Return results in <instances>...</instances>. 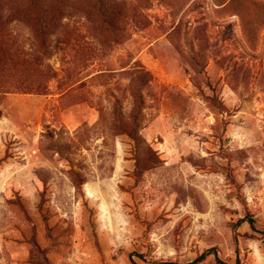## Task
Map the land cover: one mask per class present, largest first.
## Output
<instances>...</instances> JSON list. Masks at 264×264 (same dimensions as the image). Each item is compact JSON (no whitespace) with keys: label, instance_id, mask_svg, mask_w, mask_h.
Segmentation results:
<instances>
[{"label":"rangeland","instance_id":"obj_1","mask_svg":"<svg viewBox=\"0 0 264 264\" xmlns=\"http://www.w3.org/2000/svg\"><path fill=\"white\" fill-rule=\"evenodd\" d=\"M31 1L0 0V264H264V0Z\"/></svg>","mask_w":264,"mask_h":264},{"label":"trees","instance_id":"obj_2","mask_svg":"<svg viewBox=\"0 0 264 264\" xmlns=\"http://www.w3.org/2000/svg\"><path fill=\"white\" fill-rule=\"evenodd\" d=\"M31 2H32V4H35V5L37 6L38 9H40V10H42V11H45V12H49L48 7H46V5L44 4V2H42L41 0H36V1H35V0H32ZM48 28H49V24H48V25H45V29H48ZM46 42H48L47 39H46ZM46 45H47V44H46ZM46 45H45V46H46ZM46 48H47V47H46ZM247 220H248L249 224L251 225V227H252V228H255V221H254V219H253V218H249V219H247ZM205 256H206V254L201 255V256L199 257V260L204 259ZM221 264H225V263H223V262L221 261Z\"/></svg>","mask_w":264,"mask_h":264}]
</instances>
